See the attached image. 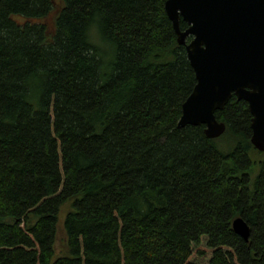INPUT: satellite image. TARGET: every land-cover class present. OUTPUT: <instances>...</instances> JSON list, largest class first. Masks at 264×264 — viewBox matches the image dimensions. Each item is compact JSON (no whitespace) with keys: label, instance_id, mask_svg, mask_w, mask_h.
Masks as SVG:
<instances>
[{"label":"trees","instance_id":"16d2710c","mask_svg":"<svg viewBox=\"0 0 264 264\" xmlns=\"http://www.w3.org/2000/svg\"><path fill=\"white\" fill-rule=\"evenodd\" d=\"M165 2L0 0V264H264L249 104L178 127L197 80Z\"/></svg>","mask_w":264,"mask_h":264},{"label":"water","instance_id":"95a60500","mask_svg":"<svg viewBox=\"0 0 264 264\" xmlns=\"http://www.w3.org/2000/svg\"><path fill=\"white\" fill-rule=\"evenodd\" d=\"M165 9L197 80L178 127L205 125L207 137H220L226 123L216 112L235 96L248 102L251 142L264 151V0H166ZM181 19L188 28H181ZM233 228L249 240L242 217L234 219Z\"/></svg>","mask_w":264,"mask_h":264},{"label":"rangeland","instance_id":"374dc122","mask_svg":"<svg viewBox=\"0 0 264 264\" xmlns=\"http://www.w3.org/2000/svg\"><path fill=\"white\" fill-rule=\"evenodd\" d=\"M95 41H97L99 43V45L101 46V48L104 52V59L107 62L113 54V47L109 43L101 41V39L99 37L98 38L96 37ZM252 157H253L254 161H256L255 166H254V171H253V177L255 178V176L258 174V171L260 169V163H259L260 159L264 158V153L261 156H259L257 153L252 154ZM70 203H71V200L68 201L62 207L61 213L59 214V219H60V232H59V239H58V243H59L58 247L59 248L61 247V240L65 237L63 230H62V224H63L64 218H65L67 212L71 209Z\"/></svg>","mask_w":264,"mask_h":264}]
</instances>
